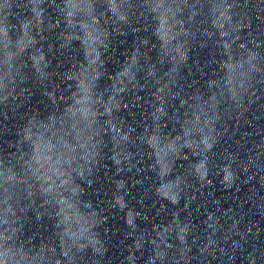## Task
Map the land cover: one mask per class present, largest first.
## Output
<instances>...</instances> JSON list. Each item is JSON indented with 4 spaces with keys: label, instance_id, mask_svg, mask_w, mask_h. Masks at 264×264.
<instances>
[{
    "label": "water",
    "instance_id": "1",
    "mask_svg": "<svg viewBox=\"0 0 264 264\" xmlns=\"http://www.w3.org/2000/svg\"><path fill=\"white\" fill-rule=\"evenodd\" d=\"M0 264H264V0H0Z\"/></svg>",
    "mask_w": 264,
    "mask_h": 264
}]
</instances>
